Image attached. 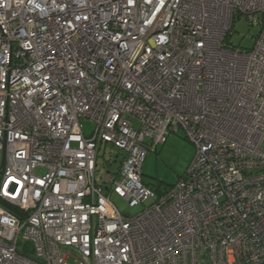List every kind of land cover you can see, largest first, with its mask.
<instances>
[{"label": "built area", "instance_id": "1", "mask_svg": "<svg viewBox=\"0 0 264 264\" xmlns=\"http://www.w3.org/2000/svg\"><path fill=\"white\" fill-rule=\"evenodd\" d=\"M180 131L159 195L143 166ZM3 162L0 264H264V0H0Z\"/></svg>", "mask_w": 264, "mask_h": 264}, {"label": "rangeland", "instance_id": "2", "mask_svg": "<svg viewBox=\"0 0 264 264\" xmlns=\"http://www.w3.org/2000/svg\"><path fill=\"white\" fill-rule=\"evenodd\" d=\"M260 28L252 26L246 19L238 20L231 32L230 46L241 50H251ZM137 126V124H136ZM86 135H90L94 129V123L90 120L83 121ZM196 155V147L186 137L184 131L171 134L166 143L158 147L156 153H150L143 166L144 184L154 190H166L175 185L187 172ZM120 152L104 145L99 154V174H105L107 169H116L121 161ZM113 204L119 211L129 217L138 215L143 206L131 208L129 203L117 195L112 196Z\"/></svg>", "mask_w": 264, "mask_h": 264}, {"label": "water", "instance_id": "3", "mask_svg": "<svg viewBox=\"0 0 264 264\" xmlns=\"http://www.w3.org/2000/svg\"><path fill=\"white\" fill-rule=\"evenodd\" d=\"M3 167H4V162L2 163V165H1V167H0V178H1V176H2Z\"/></svg>", "mask_w": 264, "mask_h": 264}, {"label": "trees", "instance_id": "4", "mask_svg": "<svg viewBox=\"0 0 264 264\" xmlns=\"http://www.w3.org/2000/svg\"><path fill=\"white\" fill-rule=\"evenodd\" d=\"M168 190V189H166ZM156 192L159 194V195H162L164 193V190H156Z\"/></svg>", "mask_w": 264, "mask_h": 264}]
</instances>
